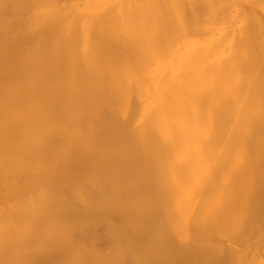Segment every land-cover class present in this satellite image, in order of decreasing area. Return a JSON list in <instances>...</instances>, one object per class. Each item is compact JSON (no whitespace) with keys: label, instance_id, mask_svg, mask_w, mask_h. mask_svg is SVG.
Returning <instances> with one entry per match:
<instances>
[{"label":"bare ground","instance_id":"6f19581e","mask_svg":"<svg viewBox=\"0 0 264 264\" xmlns=\"http://www.w3.org/2000/svg\"><path fill=\"white\" fill-rule=\"evenodd\" d=\"M151 1L0 0V264H264V9Z\"/></svg>","mask_w":264,"mask_h":264},{"label":"rangeland","instance_id":"374dc122","mask_svg":"<svg viewBox=\"0 0 264 264\" xmlns=\"http://www.w3.org/2000/svg\"><path fill=\"white\" fill-rule=\"evenodd\" d=\"M130 1V2H129ZM147 1V2H146ZM160 3H161V5L162 4H164V7H167V8H170L171 7V3L173 4L174 2H172L173 0H165L164 2H163V0H158ZM175 1V0H174ZM176 1H178V0H176ZM175 1V3H176V5H177V3L179 4V3H181L180 5H184L185 4V6H180L179 5V7H181V9L182 8H184V7H188V3L186 4V1H188V0H179L180 2H176ZM191 2H200V0L198 1V0H190ZM243 1V0H242ZM245 1H247V3H245ZM251 1L252 0H244L243 2H241L240 0H218V2H216V3H211L209 0H204L203 1V3L202 4H197V5H191V10H192V12H193V14L194 15H196L199 19H198V21H197V23L198 24H196V22L194 21L193 23H191L192 21H191V19L194 17V15H193V17H191L189 14V11H187L189 14V16L191 17V18H187L186 17V19L185 18H183V16H181V14H180V16H179V18L174 22L175 24L176 23H178V28H182V26L184 27V25L185 24H187V25H190V24H188L189 23V21H191L190 23L191 24H194L195 23V25L193 26L194 28L196 27V25H200V24H202V23H204V22H206V23H204L205 24V26H206V24H207V22H208V25H211V26H213V27H215V26H219L220 25V27H224L226 24H227V26H229L230 24H232V25H230V29H234V27H236L235 28V30L238 32L239 30H241L240 28H242V30H244V33H245V30H247V28L245 29V25H246V23L244 24H242V25H239L237 22H233V21H229V11H230V9H231V7H232V5L234 4V3H237V5H239V7L240 6H242V7H246V9L247 10H249V9H254V10H261V11H263L262 9H264V6H262L263 4H264V0H262V2H260V0H258V3L256 2V1H254L255 3L253 4H249V3H251ZM252 1V2H253ZM116 2H118L119 4H117ZM123 2H125V4L128 6V7H125V5H124V3ZM123 2L121 3V1L120 0H108V4H109V7H108V9H110L109 11H111V10H114V12L115 13H118V14H121L122 16H119V17H121L122 19L124 18V20H128V19H130V20H132L133 18V15L135 14H137V16H135L134 15V17H137L136 19H138L139 17H138V13L139 12H141L140 10L142 9L141 8V6H143V4H149V2H148V0H133V1H131V0H128V3H126V1H124L123 0ZM131 2H135V4L136 5H138L139 3H140V10H139V12L135 9V11H137V13H132V11L131 10H129V8H130V6H131ZM150 2H152L151 0H150ZM211 3V6H210V4H209V6H210V8H209V6L208 7H206L207 5H204V3ZM233 2V3H232ZM114 3V5H117L116 7L117 8H113V9H111L112 7H113V4ZM131 3V4H130ZM174 3V4H175ZM201 3V2H200ZM124 5V7H122V8H124L123 10L121 9V11H120V7L121 6H123ZM151 4V3H150ZM218 4H229V6H227V5H225V6H223L222 5V7H226V8H222L221 7V5L219 6ZM175 5V6H176ZM236 5V6H237ZM157 6H159V4H152V7H154L153 9H156V7ZM215 6H216V9H218L217 11L216 10H214L215 9ZM217 6H219V8H222V9H219V8H217ZM235 6V7H236ZM115 7V6H114ZM149 7H151V6H149ZM177 7V6H176ZM211 7H213V9H212V11H210V12H208L209 10H211ZM253 7V8H252ZM50 9L51 7H45V9ZM125 8H126V10H125ZM139 8V7H138ZM178 8V7H177ZM153 9H150V10H152V11H154ZM160 9H162V8H160ZM160 9H158L157 8V10L159 11ZM179 9V8H178ZM181 9H180V12H182L181 11ZM209 9V10H208ZM118 12H117V11ZM125 10V11H124ZM144 10V9H143ZM147 9L145 8V11H146ZM149 10V11H150ZM183 10V9H182ZM108 11V12H109ZM126 11H128L127 13H126ZM134 11V10H133ZM161 11V10H160ZM214 11H216L215 13H217V12H219V11H222V12H219L218 14H215V15H210V14H214ZM112 13L110 14H108V15H111L112 16V18H114V19H111V17H109V16H107V20L112 24V26H111V24H107L106 23V26H105V28L103 27V29H104V31H105V29L107 30V31H109L110 33H108V34H113V33H115V31H114V29H116L117 28V26H119V29L118 30H116V33L115 34H122V32H123V34L125 33L124 32V29H121L120 27H121V24L124 22H121V24L119 25V24H117L119 21H118V19H116L115 20V17L117 18L118 16H116V14H114V12L113 11H111ZM155 13V17H156V15L158 14V12L155 10L154 11ZM213 12V13H212ZM126 13V15L127 14H130L129 15V18H127L126 17V15H123V14H125ZM131 13H132V16H131ZM149 13H151V11L149 12ZM157 13V14H156ZM202 13H204V14H202ZM117 14V15H118ZM151 14H153V12L151 13ZM183 14V13H182ZM113 15H114V17H113ZM141 15V14H140ZM139 15V16H140ZM159 15V14H158ZM157 15V17H158V19L161 21V24L162 23H166V22H168L167 20L168 19H163L164 17H161L160 15L158 16ZM186 15H187V13H186ZM210 15V16H209ZM124 16V17H123ZM128 16V15H127ZM131 16V17H130ZM220 16V17H219ZM152 17H153V15L152 16H150V19H152ZM162 19H161V18ZM126 18V19H125ZM132 18V19H131ZM166 18V17H165ZM109 19H111V20H109ZM122 19H120V20H122ZM149 19V20H150ZM155 19H157V18H155ZM169 19H171V18H169ZM175 19H176V17H175ZM174 19V20H175ZM188 19V20H187ZM195 19H196V17H195ZM101 20V19H100ZM102 20H104V18H102ZM154 20V19H153ZM187 20V21H186ZM193 20H194V18H193ZM112 21H113V23H112ZM61 22V21H60ZM115 23H116V25H115ZM236 25H238V26H236ZM175 24H172V26L173 27H176V25ZM250 24V23H249ZM249 24H247V26L249 25ZM252 24V23H251ZM108 25H110L111 26V28H109L110 26H108ZM116 27H115V26ZM164 25V24H163ZM162 25V26H163ZM255 24H253V26H254ZM108 26V27H107ZM241 26V27H240ZM246 26V27H247ZM252 26V25H251ZM250 26V27H251ZM255 26H257V25H255ZM260 26H262V27H259V29H258V27H254L253 29H257L256 31L255 30H252V29H250V27H248V30H249V34H248V36H247V33H248V30L246 31V33L245 34H243L244 36L242 37V30L240 31L241 32V34H240V37H242V38H244V37H246V38H248V37H252L253 35L254 36H256V32L257 31H259L260 32V35H258L259 37H254V38H250V39H253L252 41L250 40V39H246L247 40V42H245V43H247V46L245 47V48H243V51L246 53H248L249 52V56L251 55V57L252 58H254L255 60H253V61H255V66H254V64H251V62H250V64L248 63L249 61H251V59L248 61V60H245L246 62H245V66L244 67H247V65H248V67H249V65L251 66V67H254V68H260V67H258L259 65H260V63H261V66H262V64H263V60H264V24L263 25H260ZM240 27V28H239ZM244 27V28H243ZM58 28H60V27H58ZM58 28H56V30L55 31H57V33L55 32V31H53L52 32V34L53 33H56V34H60L61 32H62V30H59ZM113 28V29H112ZM237 28H238V30H237ZM109 29H111V30H109ZM206 29L207 30H209L210 31V28L208 29V27H206ZM235 30H230V31H228V32H226V35H228L229 37H236L235 35H232L231 33L233 32V31H235ZM250 30H252V32L250 31ZM143 31V30H142ZM112 32V33H111ZM121 32V33H120ZM143 32H150V33H152L153 34V36H155V37H157V35L158 34H163L164 33V31L163 30H160V28L158 29V28H156V27H154L153 29H151V30H145V31H143ZM132 33H133V30H132ZM193 33H199V30L198 31H194ZM211 33V32H210ZM254 33H256V34H254ZM142 34V33H141ZM246 35V36H245ZM227 39V38H226ZM239 39H241V38H239ZM245 39V38H244ZM259 39H261L260 41H259ZM250 40V41H249ZM252 43V44H250V43ZM259 42V43H258ZM244 43V45H246ZM155 44V43H154ZM174 44V43H173ZM171 44H169V46H170ZM249 45H252V48H251V46L249 47ZM251 48L250 50L249 49H247V48ZM242 48V47H241ZM256 48V49H255ZM260 48V49H259ZM248 50V51H245V50ZM205 51H207V49H204ZM242 50V49H241ZM251 50H252V52H251ZM204 51V52H205ZM259 52V53H258ZM251 53H253L254 55H252ZM259 55H258V54ZM261 53V54H260ZM256 54L258 55L257 56V58H255V56H256ZM244 58H246L247 59V57H244ZM243 58V59H244ZM241 60H242V58H241ZM241 60H240V62H241ZM236 61H239V60H236ZM252 61V62H253ZM253 65V66H252ZM264 66V65H263ZM263 66H262V69H263V72H264V68H263ZM253 68V69H254ZM261 69V68H260ZM261 69V70H262ZM226 102H228V101H226ZM224 103L225 105H227V103ZM230 104L228 105V108H229V106L231 107V104H232V106H233V101H232V103H231V100H230V102H229ZM230 109V108H229ZM234 109V108H233ZM225 110V109H224ZM232 110V109H231ZM231 110H228V109H226V111H231ZM190 213V212H189ZM188 213V214H189ZM188 214H187V216H188ZM190 216V215H189ZM235 254V253H234Z\"/></svg>","mask_w":264,"mask_h":264}]
</instances>
